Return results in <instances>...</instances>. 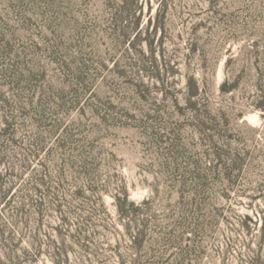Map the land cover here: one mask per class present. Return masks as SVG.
<instances>
[{"label":"rangeland","instance_id":"rangeland-1","mask_svg":"<svg viewBox=\"0 0 264 264\" xmlns=\"http://www.w3.org/2000/svg\"><path fill=\"white\" fill-rule=\"evenodd\" d=\"M140 6L131 38L114 19L116 0H0V192H9L0 264H28L34 234L66 245L68 264H117V245L134 257L113 195L125 189L140 203L157 186L146 251L251 264L247 244L258 248L264 212V112L255 107L264 98V0ZM190 75L204 88L197 111ZM226 78L236 89L222 94ZM197 169L215 220L164 254L180 218L168 184ZM247 217L257 227L251 242L240 226ZM36 264L53 262L45 253Z\"/></svg>","mask_w":264,"mask_h":264},{"label":"trees","instance_id":"trees-1","mask_svg":"<svg viewBox=\"0 0 264 264\" xmlns=\"http://www.w3.org/2000/svg\"><path fill=\"white\" fill-rule=\"evenodd\" d=\"M116 1H118L120 4V10L116 11L114 14V19L121 25L126 24L125 26H122L123 31L121 30V33H123L124 37L131 36L132 38L135 34L132 35L127 31L131 28L132 24V31L135 33L141 28L143 8L140 6V4L142 0ZM137 36L138 35H136V38L131 42V45L136 44L134 42H136L135 40L137 39ZM127 41H124V43L126 44ZM191 51L194 53L195 49H192ZM230 62L231 60L227 61L226 69L229 68ZM154 69L157 68L155 67ZM236 82V80L231 81L229 78L224 79V81L220 84V92L222 94L233 92L236 89ZM202 88V84L200 83L199 79L195 77V75H190L188 77L186 96L188 106L193 111H197L198 109L197 107L199 105L200 98L203 96L204 88ZM255 107L259 111L264 112V98L258 101ZM216 156L219 160L222 158V155L218 149H216ZM233 163V165L237 166V162L235 160ZM193 171L194 172L191 173V175H179L174 179V181L168 184L171 189L176 190L179 196L176 201L175 208L179 210L180 218L175 222L170 231L168 242L163 246L165 248L164 254L175 245L182 247V243L186 241L184 237L190 231L207 230L210 227L211 222L215 220V218L209 215V211H207L206 201L208 200V196L206 194L209 186L208 180H206L202 175L198 174V169ZM1 188L2 184L0 182V190ZM155 189V193L158 194L159 187L157 186ZM7 194H9V192H6L5 195L0 192V205L3 204V202L7 203ZM157 194H152V196L144 199L140 203L131 200L130 194L125 189H122L121 191L119 190L117 194L113 195L119 221L126 229V235L131 241L130 249L135 255L134 257L125 258L120 253L119 245H117L114 249L118 257L117 264H186L184 254L179 256L178 259H176L177 257L171 255H169L167 258L163 256L159 257L156 250L146 251L144 247L145 241L150 232L149 216L152 212V206L154 205L157 197H159ZM189 196L191 197V200H188ZM187 213H191L193 218H189ZM220 216L221 214L219 217ZM260 219L261 220L255 224L261 233L260 237L258 238L259 241L257 242L258 248H253V244H247V248L251 252L249 261L251 264H264V212H262ZM252 222L253 219L247 217L240 223L242 230L247 233L248 237H251L250 242L253 241V230L257 228L252 227ZM177 233H180V235ZM5 235V231L0 230V242L7 241ZM58 235H60V232H58ZM30 239V249L25 252V260L28 264H36L45 253L49 255L53 264H68V247L66 245H63L61 242H55L51 238H48L47 242H43L40 240L37 234H34V236H32ZM144 252L146 255L149 254L147 258L142 257ZM195 263L199 264L200 262Z\"/></svg>","mask_w":264,"mask_h":264}]
</instances>
